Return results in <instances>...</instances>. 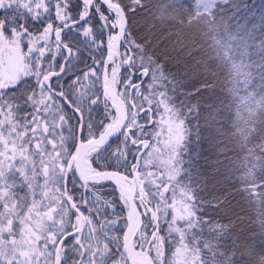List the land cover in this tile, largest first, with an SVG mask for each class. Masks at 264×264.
Returning a JSON list of instances; mask_svg holds the SVG:
<instances>
[{
    "label": "snow or ice",
    "instance_id": "obj_1",
    "mask_svg": "<svg viewBox=\"0 0 264 264\" xmlns=\"http://www.w3.org/2000/svg\"><path fill=\"white\" fill-rule=\"evenodd\" d=\"M0 0V264H264V3Z\"/></svg>",
    "mask_w": 264,
    "mask_h": 264
},
{
    "label": "trees",
    "instance_id": "obj_2",
    "mask_svg": "<svg viewBox=\"0 0 264 264\" xmlns=\"http://www.w3.org/2000/svg\"><path fill=\"white\" fill-rule=\"evenodd\" d=\"M186 3H190L191 0H184ZM247 2L250 4V5H253L255 6L254 10L257 12V15H259V10H258V3H259V0H247Z\"/></svg>",
    "mask_w": 264,
    "mask_h": 264
},
{
    "label": "rangeland",
    "instance_id": "obj_3",
    "mask_svg": "<svg viewBox=\"0 0 264 264\" xmlns=\"http://www.w3.org/2000/svg\"><path fill=\"white\" fill-rule=\"evenodd\" d=\"M185 2V1H184ZM186 3V2H185ZM264 3V0H259V3H258V10L260 11V6L261 4ZM258 16V15H257Z\"/></svg>",
    "mask_w": 264,
    "mask_h": 264
}]
</instances>
